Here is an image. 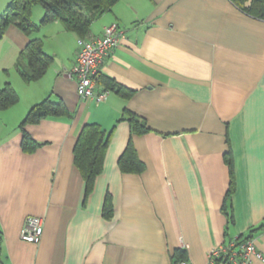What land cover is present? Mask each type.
Instances as JSON below:
<instances>
[{"label":"crops","instance_id":"1","mask_svg":"<svg viewBox=\"0 0 264 264\" xmlns=\"http://www.w3.org/2000/svg\"><path fill=\"white\" fill-rule=\"evenodd\" d=\"M10 1L0 0V16ZM42 15L32 12L31 20L39 24ZM111 24L124 35L100 77L133 93L124 99L108 91L98 103L76 94L78 38L59 21L33 36L52 58L35 82L10 70L30 38L14 26L0 36V89L9 84L19 98L0 111V264H174V250L206 264L208 252L230 240L252 241L264 256V21L229 0H119L87 39ZM46 98L63 103L70 117L24 126L41 144L26 153L19 126ZM125 111L150 131L131 136L118 121ZM88 124L111 138L84 200L73 147ZM130 138L145 167L140 174L118 167ZM227 151L235 181L230 223L222 212ZM107 195L110 219L102 217ZM29 216L42 220L38 244L20 239Z\"/></svg>","mask_w":264,"mask_h":264},{"label":"trees","instance_id":"2","mask_svg":"<svg viewBox=\"0 0 264 264\" xmlns=\"http://www.w3.org/2000/svg\"><path fill=\"white\" fill-rule=\"evenodd\" d=\"M119 0H11L4 13L0 16V36L4 34L9 26L16 27L30 41L21 52L26 59V65L16 64V70L25 83L40 80L52 63V58L43 52L41 39L33 37L40 29L48 24L59 21L63 29L73 33L78 39H87L92 23L103 14L111 11L112 7ZM240 12L264 21V0H229ZM43 9V15L39 24L31 20L35 7ZM98 85L105 91H115L122 98H129L133 91L110 79H101L99 76ZM18 95L14 89L6 84L0 89V111L6 110L18 103ZM70 117V114L63 103H55L50 98L44 99L35 105L26 115L19 129L22 132L21 148L24 152L30 153L41 144L36 143L25 132L24 126L38 124L46 119H58ZM118 121H126L129 124L130 135H144L150 131L145 122L129 111H125ZM111 138V132L105 133L97 124H88L81 129L74 147L73 163L82 181L85 184L84 200L93 191L96 178L101 174L107 147ZM224 163L229 171V186L226 192L222 212L227 222L232 221L229 210V200L234 192V161L230 151L225 152ZM118 167L122 173L140 174L144 171L143 163L138 159L133 147L131 138L128 141L123 153L118 159ZM112 216V203L107 195L102 208V217L110 219ZM174 264L185 260V251L174 250L172 255ZM218 260L217 264H222Z\"/></svg>","mask_w":264,"mask_h":264},{"label":"built area","instance_id":"3","mask_svg":"<svg viewBox=\"0 0 264 264\" xmlns=\"http://www.w3.org/2000/svg\"><path fill=\"white\" fill-rule=\"evenodd\" d=\"M124 30L117 24L104 27L100 37L78 39V54L72 76L76 80V94L80 99L92 100L96 103L105 99L108 91L96 92L100 76L99 67L108 53L116 47ZM43 232L42 220L29 216L24 222L20 239L29 244H38ZM252 264L254 260L264 263V256L258 252L252 241L230 240L210 250L206 264ZM178 264H190L180 261Z\"/></svg>","mask_w":264,"mask_h":264},{"label":"rangeland","instance_id":"4","mask_svg":"<svg viewBox=\"0 0 264 264\" xmlns=\"http://www.w3.org/2000/svg\"><path fill=\"white\" fill-rule=\"evenodd\" d=\"M36 11H42V14H43V9L41 8V7H39V6H37V7H35L34 9H33V13H35ZM34 16V15H33ZM33 18V17H32ZM31 18V19H32ZM33 21V20H32ZM33 23H35L34 21H33ZM4 58H3V53H2V51H0V65H1V63H2V61H4L3 60ZM19 63H21L22 65L23 64H26V59L25 58H23L21 55H20V57H19ZM0 70H2L1 69V66H0ZM10 70H16L15 69V66H12V69H10Z\"/></svg>","mask_w":264,"mask_h":264}]
</instances>
